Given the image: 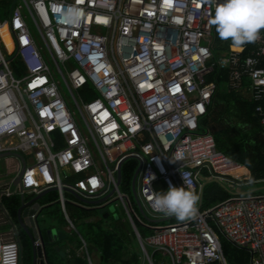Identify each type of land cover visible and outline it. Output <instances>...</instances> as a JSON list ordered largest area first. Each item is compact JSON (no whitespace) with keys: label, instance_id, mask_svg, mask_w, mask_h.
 I'll return each mask as SVG.
<instances>
[{"label":"built area","instance_id":"2783aa9c","mask_svg":"<svg viewBox=\"0 0 264 264\" xmlns=\"http://www.w3.org/2000/svg\"><path fill=\"white\" fill-rule=\"evenodd\" d=\"M216 3L20 0L0 16V155L25 160L20 194L55 189L64 213L67 203L99 210L119 201L143 264H156L154 254L159 264H227L221 238L247 252L249 264H264V194L245 188L253 185L248 169L218 150L210 133L193 135L213 103L216 85L208 77L216 68L228 72V91H244L257 104L254 115L264 129V32L247 56L245 45L231 46L215 61L210 20ZM130 159L140 168L138 203L127 202L122 189V167ZM210 181L230 197L201 209ZM170 184L196 196L194 212L182 220L151 206ZM81 241L79 253L92 264ZM35 245L43 246L40 236ZM20 259L18 241L0 239V264Z\"/></svg>","mask_w":264,"mask_h":264},{"label":"trees","instance_id":"16d2710c","mask_svg":"<svg viewBox=\"0 0 264 264\" xmlns=\"http://www.w3.org/2000/svg\"><path fill=\"white\" fill-rule=\"evenodd\" d=\"M18 2L20 0H0V16L15 7ZM259 32L263 33L264 29ZM243 45L246 46L243 55L247 56L253 45L251 42ZM230 47V40L220 39L215 25H213V59L216 61L220 57L227 55ZM14 67L19 70L17 64H14ZM208 81L215 83L216 94L209 108V113L201 120L200 132L210 133L215 139L218 150L248 169L253 182L252 187L258 185V182L264 181V129L260 125L259 119L254 115L257 104L234 91L227 90L225 85L228 81V72L226 70L216 68L213 74L208 77ZM245 83L247 85L248 81H245ZM83 93L86 94V91ZM138 165L137 160L130 159L122 167V189L128 194H132V182ZM258 186L260 187V185ZM262 189L264 188L256 189L254 193L258 194ZM68 196L72 197L70 194ZM31 197L33 196H28L27 199ZM229 197V191L222 184L210 181L204 186L201 209H208ZM40 203L42 205L50 204L55 206L56 210L62 213V220L66 224L56 191L47 193L41 198ZM2 204L9 216L15 220L21 206V196H4ZM68 205L70 206V203L66 204V211L68 212L69 220L75 226V230H71L66 240L75 246V249L70 252V256L78 264H89L85 256H76V250L78 251L82 247L81 239L88 245L89 253L97 249V253L101 258L99 264H140L142 254L140 248L137 251L134 247L138 243L126 216L123 218L119 217L108 226L105 225V222L110 216L107 219L101 217L99 221L93 223L82 222L77 224L78 220L81 221L93 217L99 214V211L97 209H81L76 206L72 207L73 211H69ZM136 225L141 236H144L147 233L146 229L140 224ZM17 236L20 252L23 253V264H31V240L22 230H19ZM43 239L46 243L45 254L49 264H56V260L60 262L63 250L56 251L55 244H48L44 235ZM222 249L225 258L228 257L232 264H249L250 255L232 247L224 239ZM156 255L158 254H154V258Z\"/></svg>","mask_w":264,"mask_h":264},{"label":"crops","instance_id":"0c3cea01","mask_svg":"<svg viewBox=\"0 0 264 264\" xmlns=\"http://www.w3.org/2000/svg\"><path fill=\"white\" fill-rule=\"evenodd\" d=\"M22 166L15 157H5L0 159V239L3 240H17L18 239V232L19 230L24 231L28 237L29 233L22 227L20 223V217H19V208L17 212V217L15 220H13L7 211L5 210L3 204H2V198L4 196L10 197L13 195H19L21 196V204H22V195L20 194L18 184L16 183L17 173L21 170ZM136 186V185H135ZM46 192V191H45ZM42 195L40 198L37 199V197L42 194H31V195H25V196H33L30 199H27V197L24 198L25 204L27 208H32L34 204H38L39 208L36 211V221L38 223V228L44 237H46V241L48 244H55L56 251H60L61 249L63 252L61 253L60 262L56 260V264H78L77 261L70 256V252L75 249V246L70 243L68 240H66L67 236L71 233V230H74L70 228V225L66 219V216L68 217V212L66 213L62 212L66 219V224L62 220V213H59L56 210L55 206H52L50 204L42 205L40 203L41 198L45 196L47 193ZM69 204V203H68ZM70 210L73 211L74 205L70 203ZM50 207V208H48ZM48 208V209H47ZM100 218L102 217L100 214H98ZM111 215V214H110ZM100 218L97 216L90 217L85 220L77 221L82 222H97L100 220ZM69 219V217H68ZM129 222V221H128ZM74 225V224H73ZM131 226V225H130ZM75 227V226H74ZM132 229V227H131ZM133 231V229H132ZM134 233V231H133ZM135 235V233H134ZM136 238V236H135ZM31 240V238H30ZM83 240V239H81ZM137 241V239H136ZM82 242V241H81ZM138 243V241H137ZM32 244V258H31V264H33V242L31 240ZM91 247V246H90ZM140 248V247H139ZM23 251V250H22ZM80 250H76V256L82 257L85 256V254L79 253ZM141 251V250H140ZM91 263L92 264H99L100 256L97 253V249L91 253H89ZM142 258V257H141ZM88 261V259H87ZM89 263V262H88ZM20 264H23V253L21 252V259Z\"/></svg>","mask_w":264,"mask_h":264},{"label":"clouds","instance_id":"9594fccd","mask_svg":"<svg viewBox=\"0 0 264 264\" xmlns=\"http://www.w3.org/2000/svg\"><path fill=\"white\" fill-rule=\"evenodd\" d=\"M210 23L215 25L220 39L231 46L254 41L264 29V0H217ZM196 196L183 186L169 185L157 192L151 201L155 211L184 219L194 212Z\"/></svg>","mask_w":264,"mask_h":264},{"label":"water","instance_id":"95a60500","mask_svg":"<svg viewBox=\"0 0 264 264\" xmlns=\"http://www.w3.org/2000/svg\"><path fill=\"white\" fill-rule=\"evenodd\" d=\"M11 156L12 157H18L22 161V168H21L20 174L16 178V183L19 184L21 177L24 173V170L26 168V163H25V160L18 154H1L0 159L5 158V157H11ZM139 170H140V168H138L136 170L134 178H133V182H132V195L134 197V200L137 203H138V201H137V196H136L135 185H136V179H137ZM118 177H119V179H121V170L119 171ZM48 191H55V189H50ZM48 191H46V192H48ZM46 192H43L42 194H40L36 200H38V198H40ZM24 196L25 195H22V204H21V208L19 210V217H20V223H21L22 227H24V229L29 233V236L33 242V264H49V262L47 261L46 254H45L46 243L43 239V236H42V234L38 228V223L36 221V211L39 208V205L36 203V204H34V206L32 208H27L25 201H24V198H25ZM98 211H99V214L104 219H107L110 216L113 209L112 208H103V209H99ZM39 236L41 237L42 242H43L42 247L35 245V242L39 238ZM90 248H92V246Z\"/></svg>","mask_w":264,"mask_h":264},{"label":"rangeland","instance_id":"374dc122","mask_svg":"<svg viewBox=\"0 0 264 264\" xmlns=\"http://www.w3.org/2000/svg\"><path fill=\"white\" fill-rule=\"evenodd\" d=\"M30 27H31V30H32V32H33V34H34V36H35L37 42L39 43V42H40V39H39V35H38V33L36 32V30L33 28L32 25H30ZM48 63H49V67H50V69H51V71H52V74H53L55 80L58 82V84H59V86H60V88H61L62 95H63V97H64V99H65V101H66V104H67V106H68V108H69L71 114H72L73 117L75 118V120H76V122L78 123V125L80 126V128H81V129H84V123H83V121H82V118H81V116H80V113H79V111H78V108H77V106H76V104H75V101L73 100L72 96H71L70 93L67 91V89L65 88V86H64V84H63V81H62V78H61V76L59 75V73H58L56 67H55L51 62L48 61ZM74 94H75L77 100L80 102L79 94H78L77 92H75ZM238 94H240L241 96H243V97H245V98H248V97H249L248 93H246V92H244V91H241V92H239ZM202 134H203V132H200V131L197 132V133H193L194 136H195V135H202ZM258 185H260V187H259ZM258 185H254L253 187H245V188H246L247 190H256V189L264 188V181H260V182H258ZM137 191H138V184H137ZM259 192H260V193H258V194H264V189L260 190ZM68 198H69V196H68ZM125 198H126V201H127V202H128V200H129L130 198L134 201V197H133L132 194H128V193H126V197H125ZM109 208H112L113 211L111 212L110 218L107 220V222H105V225H106V226L111 225V224L114 222V220L118 219L119 217H120V218H123L124 216H126V213H125V211H124V209H123V207H122V205L120 204L119 201H114V202L109 206ZM68 210L70 211V206H69V205H68ZM147 214H148V213H147ZM148 215H149V214H148ZM95 216H96V217L98 216V217L100 218V216H99L98 214L95 215ZM126 217H127V216H126ZM78 224H81V223L78 222ZM136 242H137V241H136ZM221 242L223 243V239H222V238H221ZM134 247H135V249H136L137 251H139V247H138V245L135 244ZM149 251H150V250H149ZM150 252H151V251H150ZM141 254H142V253H141ZM142 258H143V257H142ZM142 258H141L140 264H143V260H142ZM225 259H226L227 264H232L231 261H230V259H229L228 257H226ZM154 260H155L156 264H159V263L162 261V258H161L160 255H156V257L154 258ZM145 264H147V263H145Z\"/></svg>","mask_w":264,"mask_h":264},{"label":"snow or ice","instance_id":"6c2138e0","mask_svg":"<svg viewBox=\"0 0 264 264\" xmlns=\"http://www.w3.org/2000/svg\"><path fill=\"white\" fill-rule=\"evenodd\" d=\"M171 0H165V3H169L170 4Z\"/></svg>","mask_w":264,"mask_h":264}]
</instances>
